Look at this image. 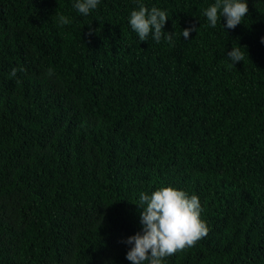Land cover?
<instances>
[{
    "label": "trees",
    "instance_id": "1",
    "mask_svg": "<svg viewBox=\"0 0 264 264\" xmlns=\"http://www.w3.org/2000/svg\"><path fill=\"white\" fill-rule=\"evenodd\" d=\"M75 2L0 0V264H131L139 194L165 186L209 231L164 264H264V0L234 29L215 0ZM140 3L171 41L139 39Z\"/></svg>",
    "mask_w": 264,
    "mask_h": 264
},
{
    "label": "clouds",
    "instance_id": "2",
    "mask_svg": "<svg viewBox=\"0 0 264 264\" xmlns=\"http://www.w3.org/2000/svg\"><path fill=\"white\" fill-rule=\"evenodd\" d=\"M100 0H76L74 8L82 15H88L96 9ZM248 13L246 0H215L204 15L211 27H216L221 17L226 18V28L234 29L242 23V18ZM61 23L70 21L60 17ZM168 20V13L153 6L150 10L140 3L138 10L130 13L131 29L138 34L141 41L147 40L149 34L159 43L164 33V25ZM197 31L188 28L182 31L184 39H188L190 32ZM175 33H167L164 38L171 41ZM240 46L232 48L228 58L233 66L243 61L244 52ZM13 69L12 75H15ZM141 209L140 223L142 232H137L127 238L126 244L131 245L126 253V259L131 264H164L167 256L176 254L186 248H191L208 234L206 221L201 219L203 211L199 197L189 195L184 190L172 186L161 187L150 195L141 192L139 203Z\"/></svg>",
    "mask_w": 264,
    "mask_h": 264
}]
</instances>
